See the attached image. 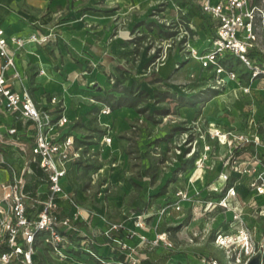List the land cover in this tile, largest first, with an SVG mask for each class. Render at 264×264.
<instances>
[{
    "label": "rangeland",
    "instance_id": "374dc122",
    "mask_svg": "<svg viewBox=\"0 0 264 264\" xmlns=\"http://www.w3.org/2000/svg\"><path fill=\"white\" fill-rule=\"evenodd\" d=\"M182 1L130 0L126 16L135 29L143 26L142 33L132 35L129 55L116 58L115 68L106 73V87L98 88L93 81L88 87L99 89L94 99L103 105L100 112L107 106L113 109L112 105L121 101L134 104L137 115L119 125L116 120L102 124L96 113L74 118L67 112L66 131L74 134L82 147L81 159L70 167L69 180L79 196L85 218L90 220L99 215L100 224L132 222L127 225L128 230L148 238L141 243L148 256L160 259L168 252L174 253L170 264H194L191 258L202 264L200 259L204 256L217 259L219 264H240L215 243L220 230L242 238L230 221L218 225V219L213 224L190 227L187 226L190 220L207 219L201 205L187 208L181 217L172 211L160 217L157 207L172 202L161 195L174 178L183 177L181 169L191 167L195 171L198 157L207 153V158L204 157L205 168L209 165L207 174L217 163L223 167L229 146L211 136L215 128L224 133L259 135L256 151L249 146L251 152L247 149L241 152L240 161L249 160L256 152L264 162V0H252L257 6L252 66L236 55L231 56L228 63L238 77L218 87L209 79L210 71L191 56V48L201 50L208 43L198 11L184 13ZM169 57L174 58V67L165 76L160 73V67ZM152 74L163 79H149ZM222 145L227 147L224 152L220 151ZM116 163L123 177L133 184L130 193L121 182L112 179ZM1 175L4 178L5 172ZM162 182L163 187H159ZM248 192L245 190L242 195ZM137 201L144 210L137 212ZM256 201L264 206V194L257 195ZM139 220H144L145 225L138 226ZM250 223L255 226L264 264V216L251 218ZM162 232L167 233L173 249L153 243ZM85 244L88 250L95 251L92 241ZM47 257L49 263L41 255L43 264H65L54 255Z\"/></svg>",
    "mask_w": 264,
    "mask_h": 264
},
{
    "label": "built area",
    "instance_id": "2783aa9c",
    "mask_svg": "<svg viewBox=\"0 0 264 264\" xmlns=\"http://www.w3.org/2000/svg\"><path fill=\"white\" fill-rule=\"evenodd\" d=\"M189 1L193 6L181 9L184 13H188L190 8L198 11L200 23L209 38L204 49L191 48V56L199 61L202 68L210 71L209 79L216 86L236 79L235 68L222 60L228 55H236L252 66L248 52L253 49L256 39L254 22L257 6L252 0ZM55 36L54 32L40 31L28 36L8 34L0 27V114H12L15 122L22 123L20 127L16 124L7 126L1 135L8 136L16 144L26 136L31 151L28 154L22 147L8 150L3 146L4 141H0L3 146L0 150V264L18 261L21 264H38L40 254L46 253L59 260H67L70 246L75 245L72 233L81 231L80 222L85 218L84 209L69 180L70 167L81 159L82 147L77 144L74 134L65 130L69 119L64 109H60L61 99L56 95L50 96L52 106H46L35 100L29 88L23 85L17 87L22 81L16 63L17 52L27 43L46 46ZM111 110L107 106L103 112L108 114ZM211 136L229 146L223 167L208 185L209 192L215 193V197L200 203L197 192L190 194L179 190L172 202L157 207V213L163 217L172 211L181 217L187 208L201 205L202 214L208 216L219 209L222 219L218 225L230 221V226L242 238L220 230L215 243L240 264H248L257 256L259 264H262L260 242L255 237V226L250 220L258 215L264 216V206L257 205L256 201L257 195L264 194V162L256 152L250 159L248 157L249 160L240 161L241 152L246 149L256 151L259 135L224 133L215 128ZM204 157L207 158V153ZM204 157L196 159L195 170L204 169ZM4 172L2 178L1 173ZM241 186L249 190L248 195H242ZM65 204H68V209ZM229 211L232 212L230 218L227 215ZM216 220L215 216L208 217V223L213 224ZM137 225L144 226L145 221L139 220ZM124 226L108 222L101 234L120 243L123 248L135 250L126 242L113 238L114 233ZM129 231L131 237L138 235L141 243L148 241L146 236L139 235L135 230ZM153 243H163L173 249L166 232L157 234ZM94 256L103 261L102 256ZM139 261L140 258L133 259L131 264H139ZM200 262L219 264L217 259L205 256ZM114 264L129 263L117 261Z\"/></svg>",
    "mask_w": 264,
    "mask_h": 264
},
{
    "label": "crops",
    "instance_id": "0c3cea01",
    "mask_svg": "<svg viewBox=\"0 0 264 264\" xmlns=\"http://www.w3.org/2000/svg\"><path fill=\"white\" fill-rule=\"evenodd\" d=\"M129 3L130 0H0V27H3L6 33L28 36L33 32L40 31L56 34L50 44L46 46L27 43L17 52V68L22 76V81L17 84V87L23 85L29 88L37 102L50 107L52 106L50 96H58L62 103L60 109H64L65 114L69 112L74 118L87 117L88 113H96L97 119L102 124H110L116 120L120 125L133 120L137 111L134 106L127 104L112 109L108 114L100 112L99 108L103 105L94 99L98 95L99 89L88 87L93 81L98 88H105L108 83L106 73L113 71L117 62L116 58H125L129 55L132 35L136 32L142 33L143 26L139 25L135 29L126 16ZM162 3H165V0H162ZM181 6L193 5L191 1L183 0ZM197 17H199L198 13ZM200 25L203 28L201 23ZM202 30L205 31L208 43L207 31L204 28ZM173 67L174 58L169 57L160 67V73L166 76ZM13 124L19 127L22 125L20 121L15 122L12 114L6 116L0 114V141H4L3 146L8 150H17L18 147L30 150V143L26 136L16 144L8 136L1 135L7 126ZM114 146L115 144L112 147ZM226 149V145H222L220 151L224 152ZM183 162L185 163V160ZM116 165L118 164L116 163ZM116 165L112 179L121 182L130 193L133 184L123 177L120 168L116 169ZM207 167L194 172L191 167L181 169L184 173L183 177L174 178L167 186L165 194L161 196L166 195L168 200L173 201L179 190H186L190 194L197 192L200 203L211 200L215 193L209 192L208 185L218 175L221 164L217 163L211 169L212 172L208 174ZM163 185L164 182L159 187H163ZM240 190L245 192L247 189L241 186ZM151 194L152 192L149 191L148 195ZM77 197L79 196L77 195ZM136 203L139 207L137 212L140 209L144 210L140 201ZM65 208H69L68 204H65ZM219 211L217 209L211 212L207 219L190 220L187 226L196 227L195 225L206 223L208 217L215 216L217 220H221L222 215ZM227 215L230 218L232 212L229 211ZM100 222L99 215H95L90 220L84 218L80 222L81 231L72 233L75 245L70 246L69 258L64 261L65 264H113L124 260L131 264L133 259L138 258L143 261L149 258L155 264H170L175 256L171 252L160 259L148 256L145 251L146 247L141 246L138 235L129 236L130 231L127 225L133 224L130 221L113 235V238L120 242H126L131 248L136 249L123 248L120 243L117 244L101 234L105 224H100ZM89 241L93 242L94 252L85 247V243ZM92 253L104 257L106 263L100 261ZM47 254H40L38 264L44 263L40 259L41 255L49 263ZM50 255L48 254V256ZM91 255L95 258H91ZM190 261L198 264L199 260L191 258Z\"/></svg>",
    "mask_w": 264,
    "mask_h": 264
},
{
    "label": "trees",
    "instance_id": "16d2710c",
    "mask_svg": "<svg viewBox=\"0 0 264 264\" xmlns=\"http://www.w3.org/2000/svg\"><path fill=\"white\" fill-rule=\"evenodd\" d=\"M195 11L196 9L195 8H190V10L188 11V14L189 13H191L192 11ZM254 49H251V50H249V52H248V56H249V58L252 60L253 59V56H254ZM231 56H233V55H228V56H226V58L225 59H223L222 61H223V63L224 64H227V65H230L231 67H232V65L230 64V63H228V60H230L231 59ZM234 68V67H233ZM148 77H150L149 79H157V78H159V79H163L161 76H159V75H157V74H152V76H148ZM99 97H101V96H99ZM102 98V97H101ZM104 99V98H103ZM122 105H125L124 103H122L121 101H118V103H116V104H113L112 105V108L113 109H116V108H119V107H121ZM129 105H131V106H134V104H129ZM0 150H3V146L1 145V142H0ZM27 153L28 154H31V151L30 150H28L27 151ZM125 227V226H124ZM124 227H122V228H124ZM121 229V228H120ZM119 229V230H120ZM130 235V234H129ZM125 261V260H124ZM125 262H127V261H125ZM10 264H21V262H12V263H10ZM139 264H155L152 260H150L149 258H147V259H145V261H143L142 259H140V261H139Z\"/></svg>",
    "mask_w": 264,
    "mask_h": 264
},
{
    "label": "water",
    "instance_id": "95a60500",
    "mask_svg": "<svg viewBox=\"0 0 264 264\" xmlns=\"http://www.w3.org/2000/svg\"><path fill=\"white\" fill-rule=\"evenodd\" d=\"M259 263H260V258L257 256L251 259L248 264H259Z\"/></svg>",
    "mask_w": 264,
    "mask_h": 264
},
{
    "label": "bare ground",
    "instance_id": "6f19581e",
    "mask_svg": "<svg viewBox=\"0 0 264 264\" xmlns=\"http://www.w3.org/2000/svg\"><path fill=\"white\" fill-rule=\"evenodd\" d=\"M224 139V137H222ZM116 168H119L118 165H116Z\"/></svg>",
    "mask_w": 264,
    "mask_h": 264
}]
</instances>
